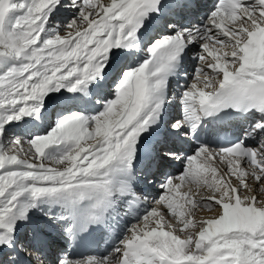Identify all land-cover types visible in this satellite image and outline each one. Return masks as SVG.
Wrapping results in <instances>:
<instances>
[{
    "label": "snow or ice",
    "instance_id": "1",
    "mask_svg": "<svg viewBox=\"0 0 264 264\" xmlns=\"http://www.w3.org/2000/svg\"><path fill=\"white\" fill-rule=\"evenodd\" d=\"M0 264H264V0H0Z\"/></svg>",
    "mask_w": 264,
    "mask_h": 264
},
{
    "label": "bare ground",
    "instance_id": "2",
    "mask_svg": "<svg viewBox=\"0 0 264 264\" xmlns=\"http://www.w3.org/2000/svg\"><path fill=\"white\" fill-rule=\"evenodd\" d=\"M200 214H206V213H200Z\"/></svg>",
    "mask_w": 264,
    "mask_h": 264
}]
</instances>
